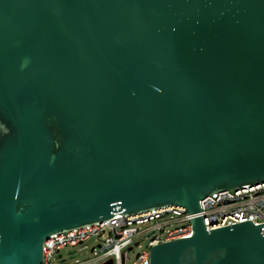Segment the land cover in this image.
Here are the masks:
<instances>
[{
  "label": "water",
  "instance_id": "95a60500",
  "mask_svg": "<svg viewBox=\"0 0 264 264\" xmlns=\"http://www.w3.org/2000/svg\"><path fill=\"white\" fill-rule=\"evenodd\" d=\"M264 183V0H0V264L53 234L187 209L150 264H264L200 201Z\"/></svg>",
  "mask_w": 264,
  "mask_h": 264
},
{
  "label": "built area",
  "instance_id": "2783aa9c",
  "mask_svg": "<svg viewBox=\"0 0 264 264\" xmlns=\"http://www.w3.org/2000/svg\"><path fill=\"white\" fill-rule=\"evenodd\" d=\"M207 231L251 221L255 226L264 224V183L216 192L200 201ZM175 224L176 228H169ZM150 235L148 248L136 255L132 264H150V249L159 243L188 237L193 234L187 209L179 206L164 207L141 214H117L101 223L51 235L43 246L42 264H63V251L83 246L91 239L103 243L92 248L93 260L76 264H127L130 252L141 247L144 236ZM264 236V227L261 228ZM85 248V247H83ZM70 257L76 258L71 251Z\"/></svg>",
  "mask_w": 264,
  "mask_h": 264
},
{
  "label": "rangeland",
  "instance_id": "374dc122",
  "mask_svg": "<svg viewBox=\"0 0 264 264\" xmlns=\"http://www.w3.org/2000/svg\"><path fill=\"white\" fill-rule=\"evenodd\" d=\"M178 224H175L169 228H176L178 227ZM149 239H150V235H146L143 237L142 241H141V247H135L134 250L132 252H130V258L127 264H132L135 259H136V255L141 252L143 249L148 248V244H149ZM105 240V237L102 238L101 240H95V239H91L88 242H86L83 246L77 247L74 250L73 249H66L64 250L62 253L65 257V262L63 264H76V261L78 260L79 262H85V261H89V260H93L96 258V255L94 253H92V248L96 245H98L99 243H103ZM85 247V248H83ZM71 251H75L76 252V258L72 259L70 257V252ZM95 264H99V263H95Z\"/></svg>",
  "mask_w": 264,
  "mask_h": 264
}]
</instances>
